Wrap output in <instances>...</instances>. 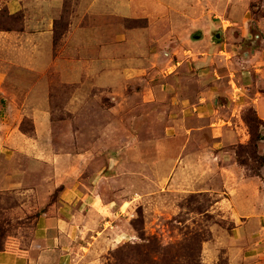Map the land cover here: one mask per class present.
I'll return each mask as SVG.
<instances>
[{
	"label": "crops",
	"instance_id": "obj_1",
	"mask_svg": "<svg viewBox=\"0 0 264 264\" xmlns=\"http://www.w3.org/2000/svg\"><path fill=\"white\" fill-rule=\"evenodd\" d=\"M252 1H257L253 12ZM69 4V0H0L4 18H18L16 27H0V104L13 102L21 93L19 69L25 68L37 78L57 66L64 83L74 85L72 96L75 99L77 94L80 103L88 83L111 88L118 95L123 80L129 100L137 103L135 95L140 92L134 87V77L145 71V51H180L181 59L179 55L172 58L168 72L163 69L164 82L158 87L166 103V122L160 128L163 138L159 141L164 143L174 136L175 150L181 155L174 164L173 172L178 176L186 172L185 167L192 171L197 164L193 156L187 157L188 144L182 135L209 134L207 145L214 151L209 154L220 159L223 180L230 190L228 211L233 221L221 241L224 256L219 264H264V165L258 176L251 177L234 155L236 145L249 141L242 120L244 109H254L264 121V0H76ZM53 50L61 52L54 56ZM140 56L144 59L136 61ZM50 83L48 79L37 80L32 85L38 104L32 114L35 134L46 139L51 134ZM152 95L143 89L142 103L136 105L142 107L143 120L150 118L146 108L158 101L157 94ZM16 128L9 131L11 138ZM124 130L135 134L131 126ZM193 138L189 137L191 144ZM260 153L264 156L263 142ZM73 180L66 176L59 182L64 188L58 203L36 219L31 247L36 255L0 249V264L42 263L46 256L37 251L40 248L58 253L54 264L78 263L72 252L80 243L73 244L71 222L82 210L78 204L87 194L83 195L79 182ZM69 194L79 203L72 206L66 197ZM110 202H100L104 228L110 223ZM64 232H69L65 238H56Z\"/></svg>",
	"mask_w": 264,
	"mask_h": 264
},
{
	"label": "rangeland",
	"instance_id": "obj_2",
	"mask_svg": "<svg viewBox=\"0 0 264 264\" xmlns=\"http://www.w3.org/2000/svg\"><path fill=\"white\" fill-rule=\"evenodd\" d=\"M69 1L71 4L76 0ZM256 2H251L252 12ZM4 17L0 12V27L5 25ZM17 25L15 17L7 16V27ZM59 51L53 50L54 56ZM177 51H145V71L134 77V87L140 92L135 100L141 105L143 89L157 94L158 100L150 103L148 110L145 107V114H150L145 120L142 107L129 100L127 83L121 75L124 85L120 94L88 83L80 103L77 94L73 99L74 85L64 83L61 67L48 75L40 73L37 78L31 71L19 69L21 93L13 102L0 104V249L36 255V249H31L36 219L51 204L58 203L64 188V183L59 182L69 176L79 182L83 195L87 194L78 204L82 210L71 222L74 229L70 237L73 244L80 243L72 252L76 262L212 264L216 255V264L222 262L221 241L233 224L228 211L230 190L223 180L220 159L209 154L214 152L207 145L209 134L182 135V141L188 144L187 157L193 156L197 164L192 171L185 167L186 172L178 176L173 171L181 155L175 150L174 136L164 143L159 141L163 138L160 128L166 122V103L158 87L164 82L163 69L174 63L172 58L180 53ZM142 58L137 57L136 61L141 62ZM47 79L51 82L49 139L36 136L32 117L38 106L32 85ZM123 126H131L135 134H127ZM14 127L16 134L11 138L9 131ZM260 130L264 134L263 124ZM189 137H194V144ZM234 155L246 162L248 176H258V158L250 140L236 145ZM73 196L66 195L72 206L79 203L78 199H71ZM101 201L113 202L106 228L101 223ZM68 234H57L56 238L61 241ZM40 249L37 251L45 252L46 257L44 262L34 264H54L58 253Z\"/></svg>",
	"mask_w": 264,
	"mask_h": 264
},
{
	"label": "trees",
	"instance_id": "obj_3",
	"mask_svg": "<svg viewBox=\"0 0 264 264\" xmlns=\"http://www.w3.org/2000/svg\"><path fill=\"white\" fill-rule=\"evenodd\" d=\"M9 17H15L18 19L15 15H11ZM7 18V16H6ZM6 18H4L3 23L5 24L4 26H1V28H6ZM242 120L245 122L247 125L248 133H249V140L253 144V148H255V154L257 155L258 158V174L260 171V167L264 165V156L260 153V142L264 143V134L260 130V124L264 125V121L261 120L257 115L254 109L250 108L249 111L245 114H242ZM242 145V144H238ZM257 150V151H256ZM236 161L240 164L243 165L244 167L246 166V162H242L239 159H236Z\"/></svg>",
	"mask_w": 264,
	"mask_h": 264
}]
</instances>
